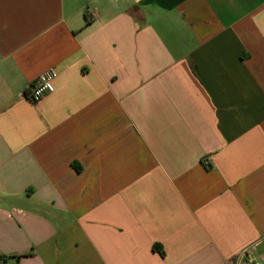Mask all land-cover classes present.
<instances>
[{
  "label": "crops",
  "instance_id": "0c3cea01",
  "mask_svg": "<svg viewBox=\"0 0 264 264\" xmlns=\"http://www.w3.org/2000/svg\"><path fill=\"white\" fill-rule=\"evenodd\" d=\"M245 249L264 264V0H0L8 264Z\"/></svg>",
  "mask_w": 264,
  "mask_h": 264
},
{
  "label": "built area",
  "instance_id": "2783aa9c",
  "mask_svg": "<svg viewBox=\"0 0 264 264\" xmlns=\"http://www.w3.org/2000/svg\"><path fill=\"white\" fill-rule=\"evenodd\" d=\"M57 75L58 72L54 68H49L39 74L29 90L28 95L32 102L37 103L41 101L46 95L52 93L55 90L54 80ZM248 251V249L243 251V254L247 255V264H260L255 256L249 254Z\"/></svg>",
  "mask_w": 264,
  "mask_h": 264
},
{
  "label": "trees",
  "instance_id": "16d2710c",
  "mask_svg": "<svg viewBox=\"0 0 264 264\" xmlns=\"http://www.w3.org/2000/svg\"><path fill=\"white\" fill-rule=\"evenodd\" d=\"M155 248H159V246L155 245ZM8 258L5 255H0V264H8Z\"/></svg>",
  "mask_w": 264,
  "mask_h": 264
}]
</instances>
